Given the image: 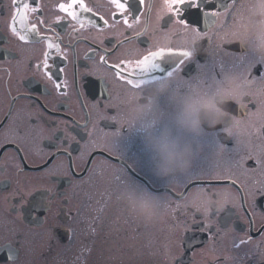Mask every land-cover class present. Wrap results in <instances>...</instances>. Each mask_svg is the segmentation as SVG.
Segmentation results:
<instances>
[{
    "label": "snow or ice",
    "instance_id": "6c2138e0",
    "mask_svg": "<svg viewBox=\"0 0 264 264\" xmlns=\"http://www.w3.org/2000/svg\"><path fill=\"white\" fill-rule=\"evenodd\" d=\"M34 4L35 0H11L8 31L22 45L44 43L43 58L35 64V68L43 72L60 97L67 98L68 81L55 77L56 69L49 62L50 55L54 52L66 64L70 51L72 58L76 59L77 44L87 43L86 39L76 34L83 32L86 26L100 28L102 33L109 28V20L99 16L103 22L101 27L85 15H97L85 0H66L56 5L63 16L58 15L52 23L44 19L33 23L30 17L40 11L39 6ZM109 4L114 8L112 19L122 21L124 28L120 33L122 39L117 40L113 48L137 41L146 34L148 15L153 7L151 0H109ZM141 17H144L145 29L136 31ZM65 21L72 24L69 35L76 36L67 44L54 27ZM38 25L44 26V30L53 35L43 34ZM161 33L167 40L166 44L157 41L135 58H121L113 63L109 62L111 50L90 46L81 59L94 60L99 53L98 62H93L91 66L86 64L83 71L74 70L71 87L78 101L82 100V92L90 94L95 89L89 77H95L107 88V79L111 75L125 89L118 106L120 111L113 117L119 121V127L107 137L105 144L109 155L115 154L119 161V168L113 169L114 184L106 189L107 199L127 209L128 205L122 199L125 194L143 200L146 217L156 216L152 211L154 204L163 205L165 210L172 208L174 200L178 201L173 211L183 207L186 213L195 209L194 217L197 213L202 214V219L194 218L185 231L199 228L210 233L214 239L222 233L233 232L232 215L226 208L229 198L225 194L223 202L217 201L218 194L209 192L207 186L201 183L217 173L214 169L202 167L200 162L210 156L227 155L231 174L245 173L248 162L254 161L260 174L264 175V145L251 143L257 124L248 119L249 105L258 103L260 108L252 115L256 120L264 121V52L259 51L264 45V0H162V7L156 15V26L152 33L147 34ZM177 38L181 39L180 44L173 42ZM93 39H98L103 45L109 38L101 34ZM205 44L212 46L211 55L199 63L198 54L209 51ZM225 45L232 46L231 50ZM188 63L195 64L196 73L185 77L184 68ZM28 66L32 65L29 63ZM101 68L105 69V74H100ZM58 71L64 73L65 68L61 67ZM144 97H148L151 109V116L146 120L143 114L132 115L128 110L134 101L140 103ZM108 107L99 103L93 105L104 113L98 116V120L108 118ZM205 110L218 119L214 127H208L205 122ZM136 111L140 112L139 109ZM187 125H193L196 131H187ZM80 127L86 136H93L87 120ZM259 129L264 138V123L259 124ZM58 132L61 134L57 135ZM77 135L79 133L73 135V129L65 122L63 129L57 125L44 137L51 141L54 149L45 157L44 165L58 160L46 173L49 179L59 175L70 178L75 175L74 167L79 168L81 173L91 171L92 176L95 175V168L90 170L88 167L96 151L92 141L79 149V155L73 161L76 151L73 145L80 144L84 139L83 136L77 139ZM225 138L235 141L232 148L223 144ZM7 143L15 144L16 141ZM4 147L0 144V151ZM185 147L191 150L189 166L183 171H170L164 175L167 168L175 165L174 160L166 163L167 158L175 157ZM128 160L132 163L129 164ZM230 183L236 187L235 180ZM189 188H196L198 192L190 197ZM237 193L240 208L251 228L257 197L264 198V181L249 192L252 214L245 209L238 187ZM27 195L31 197L28 201L30 211L51 212L56 199L55 186L33 188ZM221 213H224L223 217ZM217 217H220L219 223L215 222ZM52 218H55L54 214ZM231 239L230 252L223 257V264H246L253 252L249 248L252 237L239 238L233 233ZM262 243L264 241L257 243V252L261 251ZM88 251L91 252V249ZM167 254H171V248L167 249ZM183 255V252L172 255V264H184ZM7 259L15 264L16 254L10 250ZM215 264H221V260L217 259Z\"/></svg>",
    "mask_w": 264,
    "mask_h": 264
},
{
    "label": "flooded vegetation",
    "instance_id": "af4514ba",
    "mask_svg": "<svg viewBox=\"0 0 264 264\" xmlns=\"http://www.w3.org/2000/svg\"><path fill=\"white\" fill-rule=\"evenodd\" d=\"M61 2L66 0H35L34 6L38 5L40 11L30 17L31 21L36 23L44 19L52 23L58 15L63 16L56 9V5ZM85 2L97 13L96 16L85 14L86 16L101 27L103 22L99 20V16H103L109 20L110 26L102 33L100 28L90 26L77 33L76 36L86 39L87 43L77 44L76 59L72 58L69 51L66 64L54 52L50 55L49 62L56 69L55 77L66 79L69 84L68 96L63 98L55 92L54 86L46 80L43 72L35 68V64L43 58L44 43L22 45L13 37L7 28L11 0H0V144L5 145L0 151V264H12L7 259L10 250L16 254L15 264H172V255L181 252L184 253V264H215L217 259L223 264V257L230 252L233 233L239 238L252 237L249 248L253 252L246 264H264V243L260 245V252L255 250L257 243L264 241V231H261L264 228V198L257 197L255 215L251 217L253 223L249 228L237 193L238 187L244 198L245 209L252 214L249 192L258 187L260 181H264V175L260 174L254 161L248 162L245 173L235 174L229 171L227 155L210 156L200 162L202 167L214 169L217 173L201 183L207 186L209 192L218 194L217 201L223 202L225 194L229 198L226 208L232 215L233 232L222 233L214 239L210 233L200 231L199 228L185 231L194 218L202 219V214L197 213L194 217L195 209L186 213L183 207L173 211L178 201L174 200L172 208L165 209L162 214L148 218L144 214H133L129 208L118 206L107 199L106 189L114 184L113 169L119 168V161L115 154L109 155L105 144L107 137L119 127V121L113 117L120 111L118 106L125 89L111 75L107 79V88L95 77H89L95 89L90 94L82 92V100L78 101L71 87L73 71H83L86 64L91 66L93 62H98L99 53L94 60L81 59L90 46L111 50L109 62L113 63L121 58H135L150 44L159 41L163 45L167 40L163 38V33L147 34L152 33L156 26V15L162 7V0H151L153 7L148 15L146 34L137 41L116 48L113 46L117 40L122 39L120 33L124 28L122 21L112 19L114 8L109 0ZM38 27L43 34L53 35L52 32L45 31L44 26ZM54 27L65 44L76 38L69 35L72 27L69 21L55 24ZM76 27L79 28V25ZM143 29L144 17H141L135 30ZM101 34L109 38L103 45L98 39H93ZM173 42L180 44L181 39L177 38ZM205 47L209 51L198 54L199 63H203L211 55L212 46L205 44ZM225 47L231 50L232 46ZM29 63L31 67L28 66ZM61 67L65 68L64 73L58 71ZM195 73V64L188 63L184 68L185 77ZM100 74H105V69L101 68ZM14 97L19 98L13 100ZM137 100L140 98L137 97ZM97 103L105 107L111 105L108 107L107 119L98 120V116L104 113L93 108ZM217 106H220V102ZM259 108L258 103L255 106L249 105L248 119L257 124L251 140L253 145H264L259 129V124L264 121H258L252 115ZM137 109L140 110L139 113ZM128 110L138 115L143 114L144 119H148L151 116L148 97H144L140 103L134 101ZM209 115L215 117L205 110L204 120L207 125ZM85 120L93 131L92 137L86 136L80 127ZM65 122L73 129V135L79 133L77 139L84 137L80 144L73 145L76 149L74 162L79 149L86 142L92 141L95 144L96 151L92 163L88 165L90 170L95 168L94 176L91 171L81 173L79 168L74 167L75 175L70 178L63 175L51 179L47 177L48 169L58 163V160L44 165L47 154L54 151L51 141L44 137L54 131L57 125L63 129ZM186 130L189 131L187 127ZM10 140H15L16 143H7ZM223 144L230 149L235 141L225 138ZM127 162L132 163L131 160ZM232 180L236 181V187L231 185ZM52 186H55L56 199L51 212L30 211L28 201L31 197L27 193L33 188ZM160 191H164L163 187ZM197 192L196 188L188 189L190 197ZM21 196L24 197L23 200ZM223 216L224 213H221V217ZM214 219L219 223L220 217ZM168 248H171V254H167Z\"/></svg>",
    "mask_w": 264,
    "mask_h": 264
},
{
    "label": "clouds",
    "instance_id": "9594fccd",
    "mask_svg": "<svg viewBox=\"0 0 264 264\" xmlns=\"http://www.w3.org/2000/svg\"><path fill=\"white\" fill-rule=\"evenodd\" d=\"M259 51L264 52V45L260 46ZM132 115H138V113H132ZM218 122L219 121L216 117L209 115V118H208L209 127H214L215 124ZM186 127L188 128L189 131H192V132L196 131V128L193 125H187ZM190 156H191V150L185 147L175 157L167 158L166 163L168 162V160H174L175 165L174 167L167 168L164 171V175H167L168 172L170 171H177V172L183 171L185 168L189 166ZM122 199L128 205L130 212H132L133 214H144L145 215V212H144L145 202L143 200H136L132 197H129L127 194H125L122 197ZM152 211L154 215L162 214V212L164 211L163 205H160L158 203L154 204ZM148 218H151V216H148Z\"/></svg>",
    "mask_w": 264,
    "mask_h": 264
}]
</instances>
